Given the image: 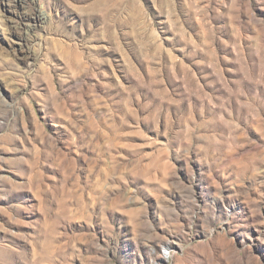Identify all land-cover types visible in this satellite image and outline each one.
Instances as JSON below:
<instances>
[{
	"label": "rangeland",
	"instance_id": "rangeland-1",
	"mask_svg": "<svg viewBox=\"0 0 264 264\" xmlns=\"http://www.w3.org/2000/svg\"><path fill=\"white\" fill-rule=\"evenodd\" d=\"M0 264H264V0H0Z\"/></svg>",
	"mask_w": 264,
	"mask_h": 264
}]
</instances>
